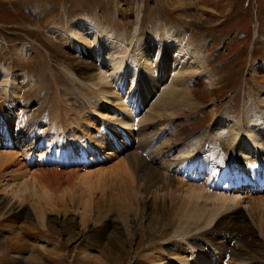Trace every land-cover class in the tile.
Listing matches in <instances>:
<instances>
[{
	"label": "bare ground",
	"instance_id": "1",
	"mask_svg": "<svg viewBox=\"0 0 264 264\" xmlns=\"http://www.w3.org/2000/svg\"><path fill=\"white\" fill-rule=\"evenodd\" d=\"M158 1L177 9L199 0H156V5ZM10 2L24 7L27 0H0V5ZM48 5L31 3L24 7L27 19L8 20L30 41L41 39L42 43H34L47 60L42 59L41 86L34 74L29 77L22 69H12L35 55V46L19 40L1 56L6 63L0 61V222L32 217L43 227L44 215L51 214L55 217L48 222L66 231L73 220L61 212L73 211L82 231L78 245L84 240L99 248L98 255H83L93 264L108 259L122 264L132 230L143 223L151 228L136 244L131 264H263L235 247L227 258L226 247L203 248L218 237L241 241L238 235L243 233L258 238L247 237L245 245L264 252V91L254 95L248 90L251 94L240 114L220 115L214 105L217 91L232 73H221L227 67L211 70L205 44L195 43L187 28L152 22V29L143 33L138 2L131 7L130 34V29L102 28L77 13L64 23L62 13L71 17L73 10L63 5L57 13ZM185 11L180 13L184 16ZM211 21L199 25L204 28ZM254 33L258 35L256 28ZM108 38L116 41L114 49ZM59 45H65V52ZM82 52L87 55L79 56ZM128 57L139 62L142 75L134 60L126 62ZM261 68L264 71V64L251 71L256 74ZM38 85L42 89L30 98ZM198 92L210 98L208 105H202ZM152 93L157 98L146 113L144 106ZM87 95L99 99L96 111L120 125H102L94 131L81 112L67 106L71 99L85 100ZM111 97L114 105L108 103ZM142 113H146L144 123L154 124H141ZM200 116L209 122L198 130ZM114 159L109 167L108 161ZM112 212L124 228L113 227ZM8 229L18 240V227ZM99 236L110 243L96 244L94 238ZM0 237V245H5L1 232ZM66 237L63 244L73 242L74 236ZM40 246L42 255H67L55 245ZM104 251L116 259L103 257Z\"/></svg>",
	"mask_w": 264,
	"mask_h": 264
},
{
	"label": "rangeland",
	"instance_id": "2",
	"mask_svg": "<svg viewBox=\"0 0 264 264\" xmlns=\"http://www.w3.org/2000/svg\"><path fill=\"white\" fill-rule=\"evenodd\" d=\"M182 1L183 3L189 2V0ZM133 2H138L139 5L142 6L141 9L143 16L141 15L142 21L140 30H142L143 33H147L152 29L150 28V23L152 22L157 24L162 21L168 26H171L172 29L187 28V32L190 33L189 36L195 40V43L202 41V43L205 44L206 48L204 55L208 59V63L211 65L209 67L211 70L217 72V70L221 68H229L228 71L221 72L225 75L232 73V76H230L231 78L229 77L228 81H224L225 86L219 89L220 91H217V98H219V100L214 105L218 114L222 115L223 113H226L232 114L233 116L240 114L244 108L243 101L251 94L248 93V90H252L254 95L263 93L264 71L261 68V70L255 74L251 71V68L254 65L258 66L259 64H264V0H199L190 1L191 4L182 5L177 9H172L169 4H159V1L158 5H156V0H27V2L24 3V7L31 3L36 5L46 3L49 4L48 6L51 5L50 8L55 9L58 13L63 8V5H65V8L73 10L74 16L71 15V17H69L70 14H68V16H63L62 13L64 23H69L74 17H76L77 13L79 17L84 16L91 18L93 22L101 24L102 28H113V26H115L116 28L114 27V29L117 32H122L124 29H130V32L128 33L130 34L133 33V28H131L134 21V9H131L134 5ZM14 4L16 3L12 2L11 4L10 2L3 4L2 6L0 5V41H2L0 61L6 63V60H2L1 56L4 55L5 52L7 53L6 49L11 50L12 48H15L19 40L24 43L27 42L32 47L35 46V50L38 52L25 61L26 63L22 66H19L18 64L13 65L12 69H22L25 72V76L29 77L34 74L42 86L44 83V72L40 74V68H42L43 60H47V58L44 56V52L34 43L36 41L42 43V41L38 37L31 38L34 42L30 41V39L25 36L26 33L17 27V24L8 21L9 19L12 20V18H14V21L18 23V17L21 19L22 16H25L27 19L23 5L16 6ZM12 10L16 11L17 15L12 14ZM180 10H186L185 13H183L184 16L180 13ZM197 18L199 19V22ZM209 18H212V21L205 24L204 28H201L199 23L201 24ZM255 28L258 30V35H255L254 33ZM5 40H7V42ZM107 42L113 49L117 46V44L115 46L116 41L113 39L108 38ZM64 47L65 45H59V48L62 49L63 52H65ZM89 47L92 48V51L95 54L94 40H91ZM103 47L105 52L107 47L105 44ZM85 50L84 47V51ZM82 55H87V52H82L79 56ZM132 60L138 64L140 74L142 75L140 64L135 58L128 57L126 62ZM95 61L99 63L102 59L95 57ZM236 74L237 79H235ZM41 86H37L36 93H31L34 95H31L30 98L38 95V91L42 89ZM245 89L246 91H243ZM113 92L117 94L114 90ZM156 98V94L152 93L149 102L144 106L146 113L149 105L152 104ZM197 98H200L199 100L202 105H208L210 102V98L202 96L201 92H198ZM119 100L121 105L126 107L120 97ZM98 103L99 99L96 96L87 95L85 100L80 99L79 101H76L71 99L67 106H71L70 108L74 110V113L81 112L82 115L86 117L87 123H90V126H92L94 131H98L102 125L107 126L108 128L109 125L119 126L120 123H118L115 118L96 111ZM108 103L114 105L115 101L111 97ZM246 108L245 105V109ZM146 113L141 114L139 118L140 123L143 125L149 123L154 124V122L150 121H147L146 123L143 122ZM91 119H93L94 122H91ZM208 122L209 118H203L200 116L199 121L195 124V128L198 130L202 129L206 127L205 125H207ZM116 159L110 160L111 162L108 161L109 167L116 163ZM10 174L12 176V173ZM3 177L8 176L4 175ZM1 181H3V178ZM9 185H11L10 182ZM2 195L3 194L0 192V196ZM24 204L26 205L27 203L25 202ZM72 212L70 213L67 210L66 213L61 212V215H66L68 220H73L71 223H73L72 225L74 226L69 225L66 227V231L58 224L48 222L51 218L55 217L51 214L44 215L43 227L41 226L42 223L40 221L32 217L30 219L22 218L17 221L8 220L7 222H0V232L3 235L5 244L2 246L0 245V250L4 251L3 255L0 254V264H93V262L88 263L83 255H98L97 250L99 248L84 243V240L83 243L78 245L76 239L81 237L79 234H81L82 231L79 226V218H75L76 216H73L74 213ZM111 219L115 220L113 227L124 228L123 223L116 212L111 213ZM240 223L243 225L245 222L240 220ZM10 227H18V230L21 233L18 240L13 239V231L8 229ZM149 228H151V225L143 223L142 226H140V229L132 230V235H130L131 238H128L131 240V243L129 244L127 241L123 253L121 254L123 257L122 264H131V256L135 254L136 244L141 239L145 240L144 233L146 229ZM67 233L72 237L74 236V240L72 239V243L63 244L64 240L67 238ZM99 237L101 239L94 238L96 244H101L104 241L106 242V247L110 243L107 240V237ZM247 237L250 240H258L255 236H248L239 233L238 239H241V241H234L231 239V236H227L225 239L218 237L215 240L206 242L203 249L211 248L216 251L218 247H226L224 250L227 252L222 253L227 258V256H231V250L229 249L235 247L236 250L248 252L246 254L252 253L251 255L254 258L258 259V261L264 262V252L258 249V246L251 248L250 246L245 245L244 241ZM144 243L145 241L141 242V244ZM40 245H45L46 247L55 245L58 250H60L61 254L67 255L58 258L48 257L44 254L42 255L40 251L37 250L41 247ZM146 246L147 245H143V248L141 247V249L145 250L147 248ZM170 249L172 250V248ZM104 253L102 254L103 257L110 255L113 259H116L111 252L108 253L104 251ZM104 263L119 264V262L109 259Z\"/></svg>",
	"mask_w": 264,
	"mask_h": 264
}]
</instances>
